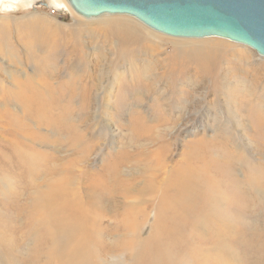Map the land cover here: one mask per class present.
Wrapping results in <instances>:
<instances>
[{"label":"rangeland","instance_id":"rangeland-1","mask_svg":"<svg viewBox=\"0 0 264 264\" xmlns=\"http://www.w3.org/2000/svg\"><path fill=\"white\" fill-rule=\"evenodd\" d=\"M120 20L144 38L124 44L133 33ZM211 41L223 57L217 74L205 75L191 58ZM248 97L264 112V56L244 44L169 36L125 14L85 18L67 0H0V264H61L59 236L31 228L27 212L50 181L32 173L30 158L43 172L69 166L83 195L104 178L97 196L107 225L125 217L129 228L107 235L115 248L124 241V255L100 263L133 264L126 245L150 237L161 188L199 143L213 145L193 160L203 187L174 228L167 264H264V122ZM228 160L234 180L219 175ZM117 162L119 179L109 171Z\"/></svg>","mask_w":264,"mask_h":264},{"label":"bare ground","instance_id":"bare-ground-1","mask_svg":"<svg viewBox=\"0 0 264 264\" xmlns=\"http://www.w3.org/2000/svg\"><path fill=\"white\" fill-rule=\"evenodd\" d=\"M43 22H44V20H43ZM121 22L126 23L124 25L126 26L125 28H127L126 32H128V34L131 35L133 33L132 36H123V37H125L124 38L125 41L123 42L124 44L132 43L134 41V37L138 38L137 42L142 40V38H144L143 36L140 35V34H142L140 32L141 29L138 31L137 30L138 27L136 28L135 25H133V24L132 25L127 24L128 21L123 20ZM122 25H123V23H122ZM113 27H115V26H113ZM211 43L212 44L209 43V45H207V47L202 46L201 50H198V51L195 50L196 51L195 54L193 52H190L191 54H194L195 60H194V58H191V57L190 58L195 63H197V65L195 67L196 71H199L205 75H212V74L216 75L217 71H218V69H217L218 60H216V59L223 57L222 54H216L214 51V49H216V48H214V45L215 44L217 45L219 43L212 42V41H211ZM213 43H215V44L213 45ZM195 47H197V46H195ZM191 51H193V50L191 49ZM210 51H214V53L213 52L209 53ZM187 52H189V50ZM179 55H180V53H179ZM182 56H183V54H182ZM180 58H181V56H180ZM195 73H198V72H195ZM257 80L259 81V78ZM257 83H259V82H257ZM244 98L245 97L243 94L242 99H244ZM248 99H250V98L248 97ZM239 101H241V98ZM25 102H27V101H25ZM244 103H243V105H244ZM252 103H253V100L250 99L249 100V111H251L254 114V116L257 117V119H260L262 122H264V112L260 111V114H258L259 113L258 107L260 105V102H257L254 105H252ZM239 107H240V105H239ZM244 107H243V109H244ZM249 111H248V114L250 113ZM242 112H240V114ZM41 113H42V110H37V113L35 115H41ZM248 114L246 115V121H247V119L250 118ZM251 116H252V114H251ZM48 119H50V118H48ZM243 121H245V120H243ZM49 122H50V120H49ZM258 125L259 124L257 122H254L253 126L250 124V126H252L251 128H252L253 132L258 133L257 132V126ZM261 132H262V130L260 131V133ZM155 137L161 138V135L158 134ZM161 141H162V139H159L158 144H160ZM162 145L163 144L158 145L157 149H159V148L163 149V148L159 147ZM212 147H213V145L211 143L208 145L202 144V143L194 145L192 147V150L190 151V153H188V155L181 161V163L185 164V166L183 165V167H182L180 165L179 167H181V168L178 170L177 176L171 177L170 179H168L165 183V186L163 188H161V195H160V197H158V201L161 204V206H160V210H158V213L155 216L154 223L151 225L153 231H152V234L150 235V237H147L150 239H147L143 236L144 238H140V239L137 238L138 243L135 241L136 244L134 243L135 244L134 246L132 245L133 242L131 241L125 247V249L128 251V254L131 253V251L133 252L131 254L132 255L134 254V258H135L134 263L136 262L135 264H167L168 256L171 254L173 243L175 242V239H176V235L174 233L175 232L174 228H175V226L180 227V226H178L177 223H184L181 219V216L186 214V211H193V210H186L188 205H190L189 198L191 195L196 194V191H198V189L201 188V186L203 187V184L201 182V175L204 174L203 166L202 167H199V166L196 167V163L194 165L193 160H194V158H196V160H201L204 156L203 152L211 151ZM158 153H159V151H156V155H159ZM35 154L37 155V153L34 152V155ZM27 156H29L28 153H27ZM36 158H38V156H34V158L29 159L31 161V164H28V165H32V173L37 174V175L39 173L43 174L44 176H46L47 180L50 181V183L46 187L45 190L42 189L43 191H40L38 193L39 194L38 198L36 199V202L33 205L32 210H29L27 212V214L29 216H31V218L33 219V222L31 224L32 229H34L35 231L38 229L45 230L47 232V235H43V236H45V237L48 236V238L50 235L52 236L54 234L55 235L57 234L59 236L60 240H59V243L57 244V245H59V247H58L59 249L54 248L57 252L59 250V252H58L59 262L61 264H101L100 261H102L103 256H105V255L108 256L110 254L112 255L113 251H117V250H121L123 254H114L113 258L123 256L124 250H123L122 244L124 243V241L123 240L121 241V245L116 244V245H120L119 249L115 248V246H111L108 244L107 235H109L111 233V229H112V231H114L116 229H119L121 231L127 230L129 228L128 220L125 219V217H124V219L120 218L121 220L117 223L116 220L113 219L114 220L113 223H115L116 226L114 225V226L109 227L107 225V220H109V219L111 220L112 217H110V214L108 212H106L105 210H100V204H99L100 199L97 196V192H98L97 187L101 191L108 189L109 184L106 183V181H104V178L99 179L96 182V187L94 189H89L88 191L85 192L86 194L83 195L80 191H78L75 187L72 186L74 183V177H72V175L70 173L69 166H64V167H61V168L56 170L49 163L46 166L47 171L43 172L41 168L44 166L39 167L40 165H38L35 161ZM218 165H219L220 172H221V173H219V175L224 173L227 175V177L229 179L234 180L232 177L234 176L233 171L235 169H233L231 160L230 161L228 160L225 163L218 164ZM120 167H121V163L117 162L109 170V171H113V173L112 172H110V173H112L113 177H115L117 179H119ZM174 170H177V168H175ZM260 170H262V169H259V171ZM55 175H58V176H55ZM103 176H108V175H103ZM250 176H252V175H250ZM260 176H261V174H260ZM35 178H36V176H35ZM32 182H33V180H32ZM237 184H238V182H237ZM230 185H232V183ZM232 186H234V185H232ZM232 186L230 187L231 189L233 188ZM238 187H239V184H238ZM241 187L243 188V186H241ZM196 188H197V190H196ZM239 188H238V190H239ZM235 192H237V191H235ZM241 198H243V197L241 196ZM198 199H196V200L199 201ZM171 201H175L174 207H173ZM242 202H244V201H242ZM192 206H194V205H192ZM246 207L247 206L245 205V208ZM139 211H141V210H139ZM139 211H137V212H139ZM111 224L112 223L110 222V225ZM182 228H184V227H182ZM189 228H188V230H189ZM176 231H177V229H176ZM45 237H44V239H45ZM44 241H46V243L49 242L47 240H44ZM39 247H40V250L37 252V255L40 252L44 251L42 248V241L40 238H39ZM50 249H52V248H50ZM175 251H176V249H175ZM37 264H41L39 262V260H38Z\"/></svg>","mask_w":264,"mask_h":264},{"label":"water","instance_id":"water-1","mask_svg":"<svg viewBox=\"0 0 264 264\" xmlns=\"http://www.w3.org/2000/svg\"><path fill=\"white\" fill-rule=\"evenodd\" d=\"M85 18L125 14L163 34L217 36L264 56V0H67Z\"/></svg>","mask_w":264,"mask_h":264},{"label":"trees","instance_id":"trees-1","mask_svg":"<svg viewBox=\"0 0 264 264\" xmlns=\"http://www.w3.org/2000/svg\"><path fill=\"white\" fill-rule=\"evenodd\" d=\"M63 17L65 18V20H70V16H69V14H67V13L64 14Z\"/></svg>","mask_w":264,"mask_h":264}]
</instances>
